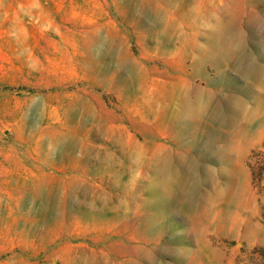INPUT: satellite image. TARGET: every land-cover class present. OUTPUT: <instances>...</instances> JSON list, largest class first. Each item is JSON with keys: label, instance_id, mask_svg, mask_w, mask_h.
Instances as JSON below:
<instances>
[{"label": "rangeland", "instance_id": "374dc122", "mask_svg": "<svg viewBox=\"0 0 264 264\" xmlns=\"http://www.w3.org/2000/svg\"><path fill=\"white\" fill-rule=\"evenodd\" d=\"M264 0H0V264H264Z\"/></svg>", "mask_w": 264, "mask_h": 264}, {"label": "trees", "instance_id": "16d2710c", "mask_svg": "<svg viewBox=\"0 0 264 264\" xmlns=\"http://www.w3.org/2000/svg\"><path fill=\"white\" fill-rule=\"evenodd\" d=\"M252 184L259 192L264 193V142L259 149L252 151L249 157Z\"/></svg>", "mask_w": 264, "mask_h": 264}]
</instances>
